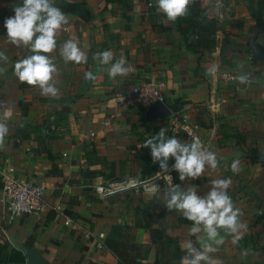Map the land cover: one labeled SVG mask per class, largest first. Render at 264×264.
<instances>
[{"label": "crops", "instance_id": "crops-1", "mask_svg": "<svg viewBox=\"0 0 264 264\" xmlns=\"http://www.w3.org/2000/svg\"><path fill=\"white\" fill-rule=\"evenodd\" d=\"M67 1L83 2L86 18L68 16V23L57 33V48L50 58L58 68L59 95L49 97L10 73L15 62L31 53L6 42L4 20L14 15L20 1L0 0V51L9 58L7 64L0 61V68L6 69L0 74V123L8 128L0 146V180L2 174L10 173L38 183L47 205L42 214L23 215L8 223L0 202V242L30 247L48 264H119L105 247L98 248V235L105 238L114 225L122 224L129 229L130 242L150 245L141 215L148 206L156 218L147 213L156 222L152 228L160 226L167 235L177 237L184 249L186 240H196L189 234L192 224L179 212L166 210L164 192L172 183H181L205 195L211 181L230 178L228 193L242 212L246 230L226 236L211 255L218 264H264V167L257 160L264 156V62L249 51L248 40L255 34L252 21L229 0H199L196 20L216 21L218 35L213 48L193 51L175 22L157 12V0H132L129 11L117 4L106 6L104 0ZM67 40L76 41L86 53V64L63 61L59 49ZM109 50L114 61L123 57L134 71L110 79L106 68L93 59L95 53ZM87 71L96 78L85 81ZM239 74H247L249 82L234 79ZM151 79L165 84L164 105L169 111L190 114L219 166L206 169L199 179L183 182L172 172V183L152 197L130 192L100 200L86 184L139 178L141 167L153 169L152 164L154 172L159 171L150 150L141 145L160 128L167 129L166 136L175 137L168 133L169 119L146 121V109L141 115V107L127 103L131 89ZM211 100L220 102L217 113L209 109ZM60 114L62 120L51 125ZM42 123L48 127L47 135L54 137L48 145L53 161L37 151L31 138L20 140L16 135L20 125L33 129ZM234 160L240 162L238 174L230 169ZM233 239L238 243L234 245ZM153 260L150 247L146 264Z\"/></svg>", "mask_w": 264, "mask_h": 264}, {"label": "clouds", "instance_id": "clouds-1", "mask_svg": "<svg viewBox=\"0 0 264 264\" xmlns=\"http://www.w3.org/2000/svg\"><path fill=\"white\" fill-rule=\"evenodd\" d=\"M193 2L194 0H157L156 9L167 21L175 22L178 18L187 16ZM13 12L14 15L4 20L6 42L16 48H26L31 53L15 62L14 75L21 83L38 87L41 95L57 97L58 68L50 54L57 48L56 36L62 26L68 23V15L56 6L55 0H21ZM59 54L65 63L80 65L86 64L88 60L86 53L74 40L65 41ZM8 59L0 51V61L7 64ZM93 59L98 66L106 68L110 79L127 76L134 71L123 57L114 61L110 50L95 53ZM5 71V68H0V74ZM95 78L91 71L84 73L85 81ZM234 79L241 84L249 82L247 74H239ZM166 131V128H160L141 147L150 150L151 160L158 165L159 174L166 175L170 182L173 179L171 172H176L179 181L183 182L199 179L206 169L218 168L216 153L205 147L198 136L191 135L189 139L181 141L179 138L166 136ZM7 133L6 124L0 123V146ZM170 160L174 161L171 165ZM230 169L238 174L241 171L239 160H234ZM231 183L230 178L215 179L211 181V188L205 195H199L195 186L184 188L181 183H172L164 192L166 210L179 212L190 221L192 227L189 234L196 237L195 241L189 239L184 242V255L179 264H218L211 254L225 243V237L246 230L240 220L242 212L235 207L228 193ZM158 191L159 186L152 188L154 194ZM232 243L235 245L238 241L233 239Z\"/></svg>", "mask_w": 264, "mask_h": 264}, {"label": "trees", "instance_id": "trees-1", "mask_svg": "<svg viewBox=\"0 0 264 264\" xmlns=\"http://www.w3.org/2000/svg\"><path fill=\"white\" fill-rule=\"evenodd\" d=\"M19 1L21 2V0ZM104 2L106 6L117 4L125 11L132 8V0H104ZM55 4L72 18H86V8L83 2L70 3L67 0H55ZM261 4L263 7L260 8V12L254 18V32L258 30V33L264 34V0H261ZM199 14L200 1L194 0L189 7L187 16L175 21L178 32L188 44L187 48L193 51H205L213 48L216 42L215 37L218 35L216 21L208 20L206 24L197 21L196 18ZM11 72H14V67L10 70ZM140 112L142 115L144 109L140 108ZM62 114L51 125H57L63 118ZM141 122L146 124L143 117ZM41 128L45 130L44 133L40 132ZM47 129L48 127L44 123L36 125L33 129L28 125H20L16 129V135L20 140L31 138L36 143L37 151L44 152L46 158L53 161L48 145L54 137L47 135ZM252 152L255 153L256 151L253 150ZM257 160L264 167L263 154L259 155ZM150 166L155 169L153 164ZM83 177L88 179L85 174ZM141 215L145 218L144 229L149 231L150 245L130 242L129 229L121 224L114 225L111 234L104 238V247L116 258L119 264H146V256L150 247L154 248L153 264H179L181 256L184 255V249L180 248L178 238L167 235L160 226L152 228L156 222L146 212H142ZM26 245L29 246V243ZM0 264H25V260L22 253L10 243L0 242Z\"/></svg>", "mask_w": 264, "mask_h": 264}, {"label": "built area", "instance_id": "built-area-1", "mask_svg": "<svg viewBox=\"0 0 264 264\" xmlns=\"http://www.w3.org/2000/svg\"><path fill=\"white\" fill-rule=\"evenodd\" d=\"M227 78L233 79L231 76ZM164 88L165 84L155 79L139 83L131 89L127 103L143 109H146L149 105L156 102L164 104ZM221 102L224 103L225 101ZM219 107L220 102H217V100H211L209 102V109L213 113H217ZM170 113L168 126V133L170 135L185 140L189 139L191 135H195L200 138L205 147H209L208 141L202 139L199 135L198 127L192 121L188 112L184 110H173ZM91 136L94 137V134H91ZM171 176L173 178L172 172ZM172 181L170 182L166 175H161L159 171H156L143 181L137 177H127L102 184L89 182L86 184V188L92 190L93 194L100 200H107L117 195L130 192H141L145 196L152 197L164 185H170ZM0 182V202L4 204L8 223H12L20 216L38 215L46 210L47 205L44 201V188L38 183L19 180L10 173L2 174ZM154 186H159V191L155 194L152 192ZM103 240L104 235H98V248L104 247Z\"/></svg>", "mask_w": 264, "mask_h": 264}, {"label": "water", "instance_id": "water-1", "mask_svg": "<svg viewBox=\"0 0 264 264\" xmlns=\"http://www.w3.org/2000/svg\"><path fill=\"white\" fill-rule=\"evenodd\" d=\"M18 4H20V2H18ZM258 34V30H256L253 37L249 38L248 47L255 60L264 62V46L257 41ZM170 115V111L164 104L156 102L146 108L144 119L150 122L158 119H169ZM153 173V169L147 166H142L139 171V179L143 181L146 178H149ZM143 211L151 215L153 219H156L152 210L148 206L144 207ZM13 247L22 253L25 264H48L38 252L30 247L19 245L17 243H13Z\"/></svg>", "mask_w": 264, "mask_h": 264}, {"label": "rangeland", "instance_id": "rangeland-1", "mask_svg": "<svg viewBox=\"0 0 264 264\" xmlns=\"http://www.w3.org/2000/svg\"><path fill=\"white\" fill-rule=\"evenodd\" d=\"M234 3V7L241 11V13L252 21L254 24L255 16L260 12L263 7L261 0H229V4ZM254 34V31H253ZM258 40L264 45V34H258Z\"/></svg>", "mask_w": 264, "mask_h": 264}]
</instances>
